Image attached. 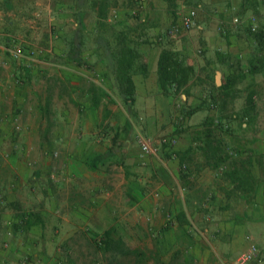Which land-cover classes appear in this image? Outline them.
Wrapping results in <instances>:
<instances>
[{
	"label": "crops",
	"instance_id": "obj_1",
	"mask_svg": "<svg viewBox=\"0 0 264 264\" xmlns=\"http://www.w3.org/2000/svg\"><path fill=\"white\" fill-rule=\"evenodd\" d=\"M173 2L140 0L115 12L144 28L141 52L149 76L136 78L135 105L128 109L98 56L86 52L80 62H69L78 27L69 4L0 0V60L10 63L0 87V264H95L82 261L87 245L97 247L105 230L121 229L119 222L135 210L151 220L145 231L156 233L151 248L164 258L189 232L195 241L187 254L195 264H217L219 256L233 260L252 243L260 256L250 264H264V0ZM181 8L197 11L198 27L170 37ZM253 16L261 39L245 25L234 26L235 18ZM14 39L27 60L11 59L7 49ZM163 52L189 72L177 92L166 93L159 82ZM101 90L107 97L100 100ZM16 123L23 128L19 135ZM138 133L160 146L158 157L134 148ZM118 134L125 165L108 159L97 172L90 170L93 156L112 149ZM163 138L176 144L162 146ZM73 140L89 144L73 153ZM216 142L222 147L216 152L205 146ZM56 146L67 155L59 168L65 163L66 173L61 171L70 185L50 180ZM228 147L235 167L223 162ZM37 159L32 168L29 162ZM131 161L146 167L134 192L126 176ZM234 170L246 184L226 174ZM97 176L103 180L89 182ZM30 215V222L38 220L32 225L25 221Z\"/></svg>",
	"mask_w": 264,
	"mask_h": 264
},
{
	"label": "trees",
	"instance_id": "obj_2",
	"mask_svg": "<svg viewBox=\"0 0 264 264\" xmlns=\"http://www.w3.org/2000/svg\"><path fill=\"white\" fill-rule=\"evenodd\" d=\"M139 1L55 0L56 4H69V9L73 11V16L78 24L72 35L68 51L69 62H80L79 58L86 52L98 56L99 61L103 62L108 70L107 78L112 82L119 99L128 109L135 105L136 78L149 76L148 66L144 62L141 52V47L145 43L144 28L130 26L126 21L120 20L115 12L123 7L135 8L139 5ZM169 1L175 5L174 0ZM89 15L94 18L92 28H89L86 22ZM262 33L258 30L252 35L254 39H261L263 38ZM172 59L173 54L163 52L159 62V82L166 93H169L172 88H175L176 92L179 91V88L184 86L190 78L189 72L186 69L178 68ZM104 97L107 96L101 90L98 93V98L101 100ZM184 114L187 115V113ZM120 136L118 134L113 138V147L106 154L93 156L89 166L90 170L97 172L100 167L105 165L104 161L108 159H113L119 165H125L123 156H121L123 142ZM205 146L212 151L222 149L221 144L217 142L215 145L209 143ZM226 151L227 157L223 162L235 167L237 162L232 161L234 154H230L234 151L230 147L226 148ZM240 164L244 166L245 162L242 161ZM226 174L233 179H241L242 184L247 183V177L238 170ZM126 176L127 179L133 177L131 172H127ZM30 217L34 216L26 217L27 224L32 225L38 221L30 222L28 219ZM178 220L181 223L189 224L185 216H180ZM194 241L193 234L184 233L180 236V246L169 259H165L159 249L149 253L145 249L133 247L125 240L119 227L114 225L104 231L96 240V244L106 256L108 264H195V258L187 254L188 248Z\"/></svg>",
	"mask_w": 264,
	"mask_h": 264
},
{
	"label": "rangeland",
	"instance_id": "obj_3",
	"mask_svg": "<svg viewBox=\"0 0 264 264\" xmlns=\"http://www.w3.org/2000/svg\"><path fill=\"white\" fill-rule=\"evenodd\" d=\"M93 17L92 15H89L87 17V25L89 26V28L91 27L92 23H93ZM15 128V126H13V129ZM15 135H19L20 133H16L14 131ZM152 136V135H151ZM14 137L15 140H19L20 136H12ZM35 140V138L39 137V136H32ZM86 140V139H85ZM35 142H33L34 144ZM88 143L87 141L84 140H80V142H76L75 140L72 141V146H71V152H75L74 151V147H76L77 145H81L83 146V144ZM55 144V142H54ZM134 148L138 150V145L137 144V140L134 141L133 143ZM18 149H21V143H18ZM82 146H80V150L83 148ZM99 146H101V144H99ZM31 148H36L38 149L39 147L36 145H32ZM64 153V156L62 155V153ZM65 157H67L65 150L63 148H59V146H56L55 150L52 152V159H53V163L54 161L57 162V164H55V169L52 170V174L54 175V178H51V181H55V180H61V182L65 183V182H70L71 181V177L68 176L66 173V169H65V163L62 164L63 167L59 168V166L62 163V159H65ZM39 162L40 160L37 159L35 161L29 162L30 166L32 168H36L39 166ZM130 166L132 167V175L133 177L131 178L132 183H134V187L135 189L133 190V188L131 189L132 192L136 191L139 187V181L142 179H145L146 176V170L144 171V168H146L145 166H137V163H135L134 161H131ZM64 168V169H63ZM61 170L65 171V173H63ZM115 175H118L117 171H113ZM51 174V175H52ZM95 175V174H94ZM97 175H100L99 173ZM100 176L94 177V180H89V182H94V183H98V181H102V178H99ZM139 178V179H138ZM120 180V178H119ZM58 182V181H57ZM71 183H69L70 185ZM32 190V189H31ZM153 196L157 197V193H153ZM136 215V216H135ZM141 217L143 218V216H140L139 213L135 211H132V213L127 216V218H129L128 220L124 219V222L122 224V222H119L120 224V232L121 234L124 236L125 240L132 245L135 248H142L147 250L149 253H151L154 249L151 248L152 245L155 246V241L157 239L158 236L153 235L154 232L150 230V232L145 231V229L149 231L150 228L153 227V224L151 223V220H147V217L145 219H141ZM144 231V232H143ZM156 234V233H155ZM142 235V236H140ZM87 251H88V258L85 256L83 257V263H86L87 259L88 261H91L92 263L95 264H108L107 260H106V256L94 245V244H90L87 245ZM78 255H80L78 253ZM91 256V257H89ZM170 256H168L167 258L165 257V259H169ZM123 261H126V259H123Z\"/></svg>",
	"mask_w": 264,
	"mask_h": 264
},
{
	"label": "built area",
	"instance_id": "obj_4",
	"mask_svg": "<svg viewBox=\"0 0 264 264\" xmlns=\"http://www.w3.org/2000/svg\"><path fill=\"white\" fill-rule=\"evenodd\" d=\"M179 15L181 21L168 30V35L170 37L178 36L182 31H191L198 27L197 18L198 13L196 10L192 9L186 12L184 8H181ZM247 22V23H246ZM234 26H246L248 30L254 34L258 32L257 20L253 16L248 21L243 20L242 18L234 19ZM11 59L15 62L27 60L25 54V49L20 40L14 39L11 42V47L7 49ZM10 66L8 61L0 60V87L3 85V72L7 70ZM14 131L16 133H21L23 128L20 124L16 123ZM137 142L141 149L142 155L145 157H158L160 154V146L152 139L145 138L143 134H137ZM162 146L173 147L176 144L175 140L169 138H163L160 141ZM153 235H156L155 233ZM260 256V248L257 244L252 243L249 248L240 253L235 259L231 260L227 257L219 256L217 264H250L255 261Z\"/></svg>",
	"mask_w": 264,
	"mask_h": 264
},
{
	"label": "water",
	"instance_id": "obj_5",
	"mask_svg": "<svg viewBox=\"0 0 264 264\" xmlns=\"http://www.w3.org/2000/svg\"><path fill=\"white\" fill-rule=\"evenodd\" d=\"M220 80H221V76L218 75V76H217V82L220 83Z\"/></svg>",
	"mask_w": 264,
	"mask_h": 264
}]
</instances>
